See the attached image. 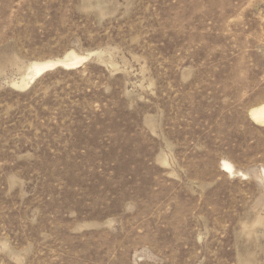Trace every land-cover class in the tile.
I'll use <instances>...</instances> for the list:
<instances>
[{
  "label": "rangeland",
  "instance_id": "obj_1",
  "mask_svg": "<svg viewBox=\"0 0 264 264\" xmlns=\"http://www.w3.org/2000/svg\"><path fill=\"white\" fill-rule=\"evenodd\" d=\"M263 104L264 0H0V264H264Z\"/></svg>",
  "mask_w": 264,
  "mask_h": 264
},
{
  "label": "bare ground",
  "instance_id": "obj_2",
  "mask_svg": "<svg viewBox=\"0 0 264 264\" xmlns=\"http://www.w3.org/2000/svg\"><path fill=\"white\" fill-rule=\"evenodd\" d=\"M90 56L91 55L80 56L75 52H71L59 59L33 61L27 66L21 78L13 82V85L19 89L27 88L42 75L56 68L75 69L80 67L82 63L89 60ZM249 116L255 124L264 127V104L251 109ZM222 163L223 169L225 171L229 173H233L235 171V167L231 162L225 160Z\"/></svg>",
  "mask_w": 264,
  "mask_h": 264
}]
</instances>
